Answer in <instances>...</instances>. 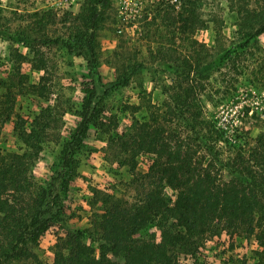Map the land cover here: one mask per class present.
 <instances>
[{
    "label": "rangeland",
    "instance_id": "1",
    "mask_svg": "<svg viewBox=\"0 0 264 264\" xmlns=\"http://www.w3.org/2000/svg\"><path fill=\"white\" fill-rule=\"evenodd\" d=\"M106 1L0 0V152L28 151L35 188L47 190L61 170V151L80 120L88 89L96 90L99 112V126H89L66 169V191L54 181L62 203L49 217V228L30 245L31 256L6 264H50L57 242L89 228L105 204H137L151 187L143 176L154 155H135V177L120 145L134 120H147L151 106L165 107L166 92H177L184 66L216 60L241 42L239 30L250 24L237 11L264 14V0H130L124 13L123 0ZM182 6L196 9L194 33L173 23ZM93 8L98 19L90 23ZM255 40L246 54L214 64L207 80L191 83L199 89L197 104L205 118L221 127L245 106H264L250 85L264 87L252 76L264 35ZM119 77L128 83H117ZM205 94L211 99L204 105ZM246 120L252 123L246 125V138L253 143L264 130V118ZM166 128L174 131V124ZM21 131L30 133L33 149L21 141ZM165 194L173 198L175 193L166 188ZM83 241L95 246L89 237ZM256 249L253 237L222 233L208 238L198 256L182 255L179 264H260Z\"/></svg>",
    "mask_w": 264,
    "mask_h": 264
},
{
    "label": "trees",
    "instance_id": "2",
    "mask_svg": "<svg viewBox=\"0 0 264 264\" xmlns=\"http://www.w3.org/2000/svg\"><path fill=\"white\" fill-rule=\"evenodd\" d=\"M237 13L250 24L239 30L241 42L216 60L197 67L184 66L186 73L177 92H166L165 107L151 106L148 119L134 120L120 141L135 177V155H154L143 176L151 187L132 207L119 201L105 204L89 228L68 233L57 242L50 264H179L182 255L198 256L208 238L222 233L230 238L253 237L258 262L264 264V130L253 143L246 138L250 132L246 125L252 124L246 119L264 118V106H245L221 127L205 118L197 104L199 89L191 85L197 79L207 80L214 64L225 65L235 56L246 54L256 43L255 38L264 35L263 12L245 8ZM97 19L98 12L93 8L88 21L94 23ZM173 19L174 24L191 33L198 24L193 7L182 6ZM260 54L254 60L256 70L252 76L264 83V51ZM90 58L92 67L94 56ZM117 81L128 83L126 77ZM250 85L263 101L264 87ZM86 93L80 120L61 151V170L47 190L35 188L26 166L28 151L0 152V264L31 256L30 245L49 228V217L56 215L62 198L54 181H59L61 191H66L65 173L74 153L81 147L89 126H99L96 90L88 89ZM204 96L205 105L211 96ZM172 124L174 131H169L166 125ZM19 136L26 146L35 147L29 132L21 131ZM166 188L175 193L173 198L167 197ZM86 237L95 246L86 244Z\"/></svg>",
    "mask_w": 264,
    "mask_h": 264
},
{
    "label": "built area",
    "instance_id": "3",
    "mask_svg": "<svg viewBox=\"0 0 264 264\" xmlns=\"http://www.w3.org/2000/svg\"><path fill=\"white\" fill-rule=\"evenodd\" d=\"M58 1V3H63V2H65V1H67V0H57ZM130 0H123L122 1V3L120 4V13H124V12H126V10L128 9V7H129V2Z\"/></svg>",
    "mask_w": 264,
    "mask_h": 264
}]
</instances>
